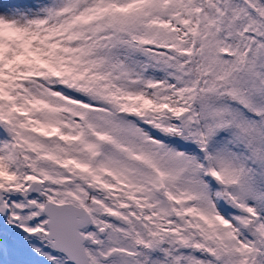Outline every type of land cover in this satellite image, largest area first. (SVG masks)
I'll return each instance as SVG.
<instances>
[{
	"label": "snow or ice",
	"instance_id": "obj_1",
	"mask_svg": "<svg viewBox=\"0 0 264 264\" xmlns=\"http://www.w3.org/2000/svg\"><path fill=\"white\" fill-rule=\"evenodd\" d=\"M0 264H264V0H0Z\"/></svg>",
	"mask_w": 264,
	"mask_h": 264
}]
</instances>
